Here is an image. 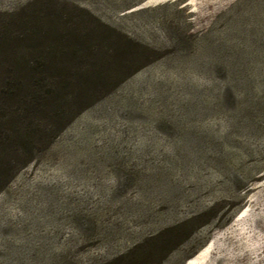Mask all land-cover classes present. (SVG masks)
Wrapping results in <instances>:
<instances>
[{"label": "rangeland", "instance_id": "374dc122", "mask_svg": "<svg viewBox=\"0 0 264 264\" xmlns=\"http://www.w3.org/2000/svg\"><path fill=\"white\" fill-rule=\"evenodd\" d=\"M29 139L0 264H264V0H0V181Z\"/></svg>", "mask_w": 264, "mask_h": 264}, {"label": "trees", "instance_id": "16d2710c", "mask_svg": "<svg viewBox=\"0 0 264 264\" xmlns=\"http://www.w3.org/2000/svg\"><path fill=\"white\" fill-rule=\"evenodd\" d=\"M62 82L58 83L59 85H57V87L54 85L53 82L48 83L49 88L51 89V95H48L47 93H41V91L39 89H34V95L33 98L31 100V103L24 100V102L30 103L29 106V111L30 112H39L42 113L43 112V108L45 107L44 103L46 102V100H51L52 101V105H51V109L52 111H54V109L56 108V104L54 98L56 97L57 92H59L58 88L61 90V84ZM48 110V108L46 109ZM56 110V109H55ZM55 116H57L58 112L53 113ZM61 129V128H60ZM59 132V129H53L50 130L49 133H46V137L49 138V143H51L53 141V139L56 137L57 133ZM48 143V144H49ZM32 145H34L33 141H31V139H29V141L25 142L23 145L19 146V148L14 152V154L17 156V161L15 162V164H13V166H10L9 171L5 174L8 175V179H4L2 181H0V191L7 185V183L9 182V180L12 178V176H14V174L21 169V167H23L25 164H27L30 159L32 158V154H33V148ZM10 173V174H9Z\"/></svg>", "mask_w": 264, "mask_h": 264}]
</instances>
